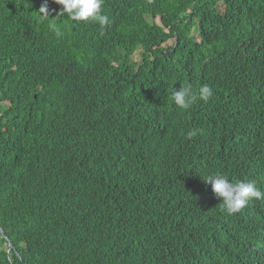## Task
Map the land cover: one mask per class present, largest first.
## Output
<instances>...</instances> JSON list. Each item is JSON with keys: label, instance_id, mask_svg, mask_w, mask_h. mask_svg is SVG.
<instances>
[{"label": "trees", "instance_id": "obj_1", "mask_svg": "<svg viewBox=\"0 0 264 264\" xmlns=\"http://www.w3.org/2000/svg\"><path fill=\"white\" fill-rule=\"evenodd\" d=\"M61 10L0 0V264H264V199L228 214L203 180L264 192V0Z\"/></svg>", "mask_w": 264, "mask_h": 264}, {"label": "clouds", "instance_id": "obj_2", "mask_svg": "<svg viewBox=\"0 0 264 264\" xmlns=\"http://www.w3.org/2000/svg\"><path fill=\"white\" fill-rule=\"evenodd\" d=\"M55 2L62 5V10L59 14L63 16L66 13L72 21L98 22L101 26H107L110 23L108 15L102 13V5L104 0H55ZM218 5L221 6V3H218L217 7ZM218 10L220 9L218 8ZM38 11L40 13L41 19H47L48 17H50L48 15L46 3L41 4ZM220 12H222V10H220ZM48 27L50 30L55 32L56 35H60L59 28L55 23L49 21ZM168 41L171 42L168 44ZM168 41L166 42L165 46H169L173 42L172 39ZM140 52V48L135 50V52L131 56L132 61H137L139 59ZM139 61L140 60H138V62ZM97 62L98 59L94 62V64ZM159 84H161V81L156 76L149 92L146 94L145 103H143V99L141 97L135 104L137 106L144 105L145 108L151 110V108L146 106L152 102V100L148 101V98L150 94L155 92L154 87L159 89ZM212 96V88L205 84L200 86L196 92H193L190 86H183L175 89L173 88L171 98L173 103L179 109L186 110L189 109L198 100L207 102ZM196 134L197 130L192 129L186 133V137L188 139H191ZM203 180L206 183L211 184L213 193L217 197L221 198V201L223 202V208L228 214L240 212L253 199H264V192H261L256 187L255 183L251 181H232L226 175L219 173L210 174L204 177Z\"/></svg>", "mask_w": 264, "mask_h": 264}, {"label": "water", "instance_id": "obj_3", "mask_svg": "<svg viewBox=\"0 0 264 264\" xmlns=\"http://www.w3.org/2000/svg\"><path fill=\"white\" fill-rule=\"evenodd\" d=\"M0 233H1V235H2L6 240H8V245H9L10 248H11L13 245H12L11 241L9 240L7 234L4 232V230H3L1 227H0Z\"/></svg>", "mask_w": 264, "mask_h": 264}, {"label": "rangeland", "instance_id": "obj_4", "mask_svg": "<svg viewBox=\"0 0 264 264\" xmlns=\"http://www.w3.org/2000/svg\"><path fill=\"white\" fill-rule=\"evenodd\" d=\"M218 8L220 9V10H222L223 8H222V6H220V5H218ZM194 36H196V34H194ZM171 41H168V44L170 43ZM85 69L86 70H88L89 69V67H88V65L85 67Z\"/></svg>", "mask_w": 264, "mask_h": 264}]
</instances>
